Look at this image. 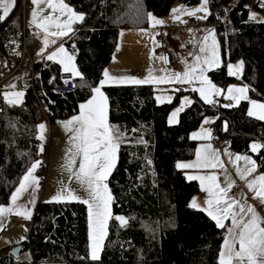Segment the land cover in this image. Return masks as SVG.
Masks as SVG:
<instances>
[{"label": "trees", "instance_id": "16d2710c", "mask_svg": "<svg viewBox=\"0 0 264 264\" xmlns=\"http://www.w3.org/2000/svg\"><path fill=\"white\" fill-rule=\"evenodd\" d=\"M84 15L70 33L66 44L77 47L75 61L83 79L74 77L76 91L55 94L42 70L40 102L30 92L21 103L3 100L0 90V206L7 204L28 168L42 149L38 123L48 117L50 125L62 116L75 113L92 88L103 78V70L116 50L119 29L143 27L150 16L162 18L176 1L197 4L199 0H65ZM225 7V17L217 21L222 65L209 71L210 79L224 88L231 83L248 85L251 98L264 101V18L250 20L249 0H213L211 7ZM210 7V8H211ZM21 11L0 28V60L4 46L20 28ZM211 14L205 23L211 22ZM203 23V22H202ZM201 23V24H202ZM1 25V22H0ZM242 63L239 76L229 75L226 65ZM64 75V74H63ZM153 84L111 85L106 87L109 122L137 123L147 144L126 141L117 154L115 168L108 177L112 216L128 220L121 227L110 219L103 241L101 259L89 255L88 209L82 202L40 201L36 205L28 239L20 257L12 246L0 248V264H217L225 236L224 228L199 207L189 204L199 192L197 180H189L177 159L194 154L197 139L191 137L206 115L214 136L231 151L251 153L264 170V148L251 151L253 143L264 144V121L248 115V99L231 103L219 95L206 103L194 91L192 103L179 113L176 123L167 117L179 102V91L172 101L158 102ZM188 92V91H187ZM231 103L232 107H223ZM225 124L227 128L225 129ZM151 161V164L148 163Z\"/></svg>", "mask_w": 264, "mask_h": 264}, {"label": "snow or ice", "instance_id": "6c2138e0", "mask_svg": "<svg viewBox=\"0 0 264 264\" xmlns=\"http://www.w3.org/2000/svg\"><path fill=\"white\" fill-rule=\"evenodd\" d=\"M16 0H0V22H3L9 15L11 9L15 6ZM31 5V21L35 27L42 29L44 33V48L41 49L39 55L43 52L49 44H56L58 39H62L69 35V32L74 31L72 25L76 21H82L84 15L76 13L65 0H30ZM209 0H201L200 6L192 11L184 12L183 9H173V12L180 11L189 17H195L199 20H205L211 15L207 5ZM51 10V14H45V7ZM260 7L264 8V0H262ZM203 12V15L197 13ZM55 14V15H52ZM61 16L64 18L61 19ZM151 17V14H149ZM255 13L250 14L249 19L254 20ZM179 19V17H175ZM155 24H163V21L151 17ZM186 23V21H183ZM191 31V30H190ZM49 37L53 39L49 40ZM211 37V44L208 43ZM199 51L203 56H195L196 63L189 65L183 73H176L174 77L161 76L159 78L152 77L151 71L149 75L143 79L136 77H109L107 71L104 72V77L114 80L118 84L131 83L135 85L146 84L152 79H157V82H175L177 84H193L196 83L199 87L193 88L192 91L198 92L200 97L209 104L217 103L209 98V94L223 95L224 99L229 101H236L238 104L241 99L247 100L245 95L250 89L247 86L243 87H229L227 90L221 89L212 84L205 73L211 70L214 66H219L220 59L217 55V42L214 36V30H209L208 36H205L201 41ZM57 57L60 59L57 61ZM49 61H57L63 65L64 72H72L75 77L83 79L81 73L76 71L72 66L73 57L67 53V50L60 44L59 47L51 52L46 57ZM159 59L165 60L164 56ZM229 75H234L231 71L232 66L229 65ZM161 72H167V69H160ZM54 79V78H53ZM67 83V81H65ZM106 84V79L99 82L100 86L92 88L94 95L86 103L79 107L81 112L78 116L71 120L64 122V127L73 133L70 137L68 149L69 162L66 166L68 169H76L71 173L73 182L83 189L87 194V198H81L76 194V189L70 187H62L57 194L52 198L56 202H71L78 201L88 206L89 212V239L90 251L88 259L92 261H99L101 259L100 252L102 251V242L107 235L108 221L115 219L120 222L121 227H126L128 220L121 216L113 217L109 206L113 200L111 191L106 183L112 170L115 168L117 161V153L119 148L126 141V135L118 126L108 123V98L101 91V88ZM14 87V86H13ZM175 91L181 89L176 88ZM22 92H16L15 97L22 96ZM7 99L8 93H4ZM160 97H157L159 100ZM169 101L171 97L168 98ZM10 104H15V100H8ZM191 103V101H186ZM252 108L248 111V115L255 116L256 119L264 121V103H257L250 101ZM223 107H232L231 103L222 105ZM182 111L177 108L169 119V123H173L177 114ZM211 121L205 118L204 123ZM42 130L45 125H39ZM227 125L225 124V129ZM133 131H136L133 129ZM205 135L207 133L205 132ZM197 133H194L192 138L196 139ZM41 139L43 137L41 136ZM140 144H147L141 138L137 141ZM251 151L257 152L258 149L264 148V144L253 143ZM197 159L191 163L178 164V168L184 169H201L210 168L215 169L222 167L215 151L202 153L199 149L196 153ZM77 157H79V164L77 165ZM243 159L245 162L244 168L237 169V173L241 178L256 172V161L249 156H236L235 160ZM39 161L33 163L26 174L22 177L16 191L10 197L14 203L20 193L28 191L31 187L26 183L32 178V173L39 165ZM151 164V161H148ZM251 165V166H249ZM189 180H200L202 185L207 181V186L203 188L210 197L205 203L208 205V215L215 221L218 228H226L227 235L224 237L223 245L219 252L218 264H264V217H260L256 209L248 205L245 207L234 198L227 199V192L231 190L234 181L230 180L229 176H225L222 187L219 178L215 173L208 175H191ZM249 190L254 191V199H259L261 204H264V173L259 174L254 180L247 184ZM34 202L33 200L29 203ZM51 202V201H48ZM194 206V204L192 205ZM17 207L24 208L25 218H30L31 213L27 210L26 205H19ZM6 208L0 206V217H3ZM7 211L12 212V208H7ZM230 220L231 226L226 225L223 221ZM23 239V238H22Z\"/></svg>", "mask_w": 264, "mask_h": 264}, {"label": "crops", "instance_id": "0c3cea01", "mask_svg": "<svg viewBox=\"0 0 264 264\" xmlns=\"http://www.w3.org/2000/svg\"><path fill=\"white\" fill-rule=\"evenodd\" d=\"M18 2V0H16ZM15 2V5H16ZM76 13H81L79 12L75 7L70 5L69 2H66ZM174 6V5H173ZM33 5H29L27 8V15H26V22L28 23V30L32 35H35L39 42H38V48L43 49L44 48V33L42 29H39L35 27L33 23H30L31 21V9ZM45 7V14H51V10L48 9L46 6ZM172 10V9H171ZM14 11V7L11 9L10 13L8 16L12 14ZM0 14H2V10H0ZM82 14V13H81ZM169 14V13H168ZM167 14V15H168ZM55 15V14H52ZM166 15V16H167ZM210 16V15H209ZM208 16V18H209ZM155 17V16H152ZM64 17L61 16V19ZM151 18V17H150ZM156 19L158 17H155ZM207 18V19H208ZM159 20V19H158ZM206 21V20H205ZM205 21L199 22L197 26H192L189 25L190 28H197V29H202L203 27H206ZM80 21H76L73 25L72 28L75 27L77 23ZM202 23V24H201ZM151 25H157L159 27L160 25L155 24L152 19H150L149 27L148 28H125L122 27L119 29V34H118V39L116 42V47L117 49L115 52L112 54L111 61L106 66L103 70V73L107 71L109 73V77H123V76H129L131 77V73L134 71H137L139 68L145 69L146 71H151V64H152V58H151V51L153 50L157 54H153V58L155 59L156 65L158 66L159 69H167L168 72L174 71L175 67L167 68L166 66H163L164 61L159 59L160 49H159V44H158V37L157 33L158 31L151 30ZM163 25V24H162ZM186 28H189L185 26ZM165 25L163 26V30L166 29ZM166 32V30H164ZM175 31V30H174ZM70 33L68 36L63 37L62 39H58L56 44H49L48 47L45 49L43 53L45 55H49L51 52L55 51L60 44H64L67 46V48H71L70 45L68 46L66 44V41L69 40ZM167 34V33H166ZM53 39L52 37H49V40ZM219 41V39H218ZM169 44L174 49V52H176V55H180L182 53L183 49L181 48L182 44L179 42H170V37H169ZM221 48V44H220ZM71 50H73L71 48ZM74 51V50H73ZM76 52V51H74ZM221 55V52H220ZM58 58V57H57ZM178 58V57H177ZM223 60V57H222ZM57 65V69L59 71L61 70L60 63L57 61H53ZM178 62V59H177ZM224 62V61H222ZM1 60H0V69H1ZM176 66V64H175ZM229 65H226V68ZM229 72V70H228ZM69 75V74H68ZM71 75V74H70ZM73 76V75H72ZM239 76V75H237ZM75 77V76H74ZM106 79V84L101 88V91L105 94L107 97V92H106V87L113 85H124V84H118L112 79L105 78L103 75V78L101 80ZM100 80V81H101ZM99 81V82H100ZM212 81V80H211ZM127 85H135L131 83H126ZM146 84H152L151 82L146 83ZM154 85V84H153ZM97 86H100L99 83ZM95 86V87H97ZM243 87L248 85H243V84H235L231 83L230 85H227L226 88H223L224 90H227L229 87ZM16 92H20L19 90H6L4 89L2 94H3V100H15V104L21 103L24 99V95H22L21 99L14 97ZM4 93H8L7 99L4 96ZM197 93V92H196ZM94 93H91V95L84 99L83 102L79 104V106L83 103H86L89 99L92 98ZM245 95L248 97V100L250 101L252 98L250 97V94L248 92L245 93ZM215 96V95H214ZM108 98V97H107ZM219 98L218 96H215V99ZM18 99L20 101H18ZM245 100L241 99L240 101ZM158 101V100H157ZM248 101V102H249ZM159 102V101H158ZM231 103H235L236 101H231ZM108 106H109V100H108ZM81 112L80 107H77V111L71 114H68L67 116H61L57 122L53 123L52 125L48 124V118L45 116L38 125L46 120L47 126V132L45 133V136H43V139L38 135L40 138V141L42 143V148H46V146L50 145V148L48 150V156H49V162H48V173L45 179H41L40 177L37 176L36 170L32 173V176L35 178V181L30 178V180L26 183L30 184L31 187L28 188V191H24L20 193L18 199L13 203L11 199H9L7 204L2 205L3 207L6 208V211L3 214V217H0V248L5 247V246H16L19 244L23 243V240L28 239V234L29 230H31L32 226V217H34L35 214V208L38 202L40 201H54L52 198L57 194V192L62 188V187H70L76 189V194L79 195L81 198H87V194L84 192L83 189L79 188L78 185H76L73 182V179L71 177V173L76 171V169H68L66 170V166L68 165L69 162V152L68 149L70 147L69 140L70 137L73 135V133L69 130H66L64 127V122L71 120L73 117L78 116ZM214 119V118H213ZM167 120L169 122V119L167 117ZM176 117L174 119L175 123ZM108 123L111 125L118 126L120 130L125 133L126 135V141H138L141 138H143L142 134V126L137 123H128V122H109V113H108ZM52 129V135H51V144L48 142V136L50 135V129ZM200 128V127H199ZM194 129L193 132L191 133V137L193 136L194 133H197V143L195 144L194 148V154L189 157V158H183L181 157L180 159H177L176 164H182V163H191L196 161L197 156V150L199 149L202 153L208 152L211 153L213 151L216 152L217 157L222 164V167H217L215 169H210V168H201V169H184V174L188 178L191 175H208L215 173L218 178L219 182L222 187H225L224 184V178L225 176H229L231 181H234V184L238 182L241 185L240 190H238L236 196L230 197L227 199H235L236 201H239L241 204H243L245 207L248 205L253 206L256 209V212L260 217H264V204H261L259 199H254L255 192L251 191L248 189L247 184L251 182L252 180L255 179L256 176H258L261 173H264V170L262 172H259L256 170V172L246 175L244 178H241L238 173L237 169L240 168L241 170L245 166V162L243 159L236 161L235 157L236 156H247L248 154L246 153H239L237 151H231L225 143L222 142V139L217 138L212 134L210 124L207 126L206 129L200 130V129ZM135 129L136 131H133ZM205 132L207 135H205ZM144 140V139H143ZM125 141V142H126ZM118 154V153H117ZM254 158V157H253ZM77 159V165L79 164V157ZM255 160V159H252ZM36 162V161H35ZM33 162V163H35ZM251 166V165H249ZM31 168V166L29 167ZM28 168V169H29ZM256 168H258V163L256 161ZM27 169V170H28ZM181 169V168H180ZM113 171V170H112ZM112 173V172H111ZM26 174V173H25ZM24 174V175H25ZM22 175L20 177V180L18 182L17 187L19 186V183L24 176ZM44 180V181H42ZM108 181V179H107ZM199 184V192H197L193 197H191L189 204L193 205V207H199V209L204 210L206 213H208V205L205 203L206 200H208L210 197L208 196L207 192L203 190L204 187L207 186V181L204 182L202 185L200 180H197ZM109 184V182H108ZM45 186V188H43ZM110 186V185H109ZM17 187L15 190L11 192V195L9 198L12 196V194L16 191ZM233 187V186H232ZM112 195V194H111ZM34 197V202L29 203V201L33 200ZM19 205H26L27 210L31 213L30 218H25L24 216V208L17 207ZM7 208H12L13 211L9 212L7 211ZM88 221H89V212H88ZM226 225L231 226V221L230 220H225L223 221ZM225 230V236L227 235V230ZM224 236V237H225ZM23 238V239H22ZM224 241V238H223ZM222 241V243H223ZM223 245V244H222ZM220 252V250H219ZM23 253V252H21ZM20 253V255H21ZM101 253V252H100ZM20 255L18 257H20ZM17 258V257H15ZM40 264H67V263H40ZM218 264V263H217Z\"/></svg>", "mask_w": 264, "mask_h": 264}, {"label": "built area", "instance_id": "2783aa9c", "mask_svg": "<svg viewBox=\"0 0 264 264\" xmlns=\"http://www.w3.org/2000/svg\"><path fill=\"white\" fill-rule=\"evenodd\" d=\"M213 0H209V5L211 7ZM262 0H249V6L251 14L255 13L256 17L259 19L264 18V8L260 7ZM30 5V0H20L19 9L21 11L20 23L21 26L16 31L13 32L12 36L14 39L11 42H8L4 46V56L1 60V69H0V90L3 92L6 90H19L23 93L24 97L29 95L30 92L34 93V97L37 101L43 106V103L40 102V96L42 89L40 84L43 81L42 70L46 69L49 75L48 85L50 89L53 90L55 94L65 95L71 92L76 91V84L74 76L72 75H63L57 69V65L53 61L46 59L45 53L39 55L40 49L38 48V38L35 35H32L28 30V23L26 22L27 8ZM225 7H215L214 9L210 8V13L214 15V18L211 22L205 23L206 26L209 25L216 29L217 21L225 17ZM198 21H191L189 25L197 26ZM164 25L158 27L160 35L158 37L159 49L161 50V56H164L166 59L163 60V66L167 68L174 67L177 62V57L175 56L174 49L169 44L170 35L166 34L163 30ZM70 47L76 51L77 47L74 43L70 44ZM54 78V79H53ZM67 81V83H65ZM14 86V87H13ZM49 123V122H48ZM50 129V125H49ZM51 135L52 129H50V135L48 136V142L51 144ZM50 145L46 148H42L38 153V157L35 160L39 161L37 166L36 173L37 176L41 179H45L48 173V150ZM44 181V180H42ZM241 185L236 182L235 185L227 192V197L236 196L238 190H240Z\"/></svg>", "mask_w": 264, "mask_h": 264}, {"label": "rangeland", "instance_id": "374dc122", "mask_svg": "<svg viewBox=\"0 0 264 264\" xmlns=\"http://www.w3.org/2000/svg\"><path fill=\"white\" fill-rule=\"evenodd\" d=\"M200 3H201V0H199V3L194 4V5H192V4L186 5V4H183V3H180L178 1H176L174 6L172 7V10L169 11V14L167 16L164 15V16H162V18H159V17L157 18V19L163 21V25H165V27H167L164 30H166V33L168 35H170V42H174V43L179 42V43H181L182 44L181 48L183 49L182 50L183 52L180 53V55L177 54V56H176V57H178L177 58L178 62H176V66H174L175 67L174 71H172V72H168V71L167 72H161L160 69L158 68V66L156 65L155 59L153 58V55H152V52H153V54H157V53L152 50L151 51V58H152L151 74H152V77H154V78H159L161 76L174 77L176 73H183L189 65L195 64L196 63L195 56H197V55L203 56L204 55L203 53H201L199 51V48L201 46V41L203 40V38L205 36H208L209 30H214V36H215V40L217 42V55H218V57L220 59V64L219 65L220 66L222 65V61L223 60H222V55H220V42L218 41L217 31L213 27H211L209 25H207V26L205 25L206 27H209V28L203 27L202 29L190 28L189 27V22H191V21L195 20V21H198V23H199V22H202V21H205V20L207 21V19L199 20V19H196L195 17H189L187 15H184L180 11H177L175 13L173 12V9H177V10L183 9L184 12L192 11L193 9L199 7ZM207 7L210 10V5L209 4L207 5ZM17 9H18V11L20 10L19 7ZM203 14H204L203 12L197 13L198 16L199 15H203ZM175 17H179V19H176ZM183 21H186V23L183 22ZM158 25H162V24H158ZM185 26H187L189 28H186ZM148 27H149V23H148V25L140 27V28H148ZM151 30L152 31H154V30L158 31L157 25H153V26L151 25ZM158 35H160V31H158L157 37H158ZM208 43L211 44V37H209ZM63 46L67 50V53L73 57L72 66L75 68L76 71H78V68H77L78 66H77V63L75 61V54H74L75 52L73 50H71V48H67V46H65L64 44H63ZM116 49H117V47H116ZM158 55H159V57L161 56L160 54H158ZM175 55H176V52H175ZM59 59H60V57L57 58V61ZM60 65L62 66V67H60L61 68V70H60L61 74H64V75H68L69 74V76H70V74L73 75L72 72H64L63 71V65L62 64H60ZM228 65L232 66L231 71L234 73L235 76L241 75L243 68H242V63L240 61H237V62L233 61L231 63H228ZM214 68H217V66H214L212 69H214ZM227 68L229 70V67H227ZM209 71H207L205 73V75L211 81L210 76H209L210 75ZM149 72L150 71H146L145 69H142V68L140 69L139 68L137 71H134L133 73H131V77H136V78H139V79H143V78H145L146 76L149 75ZM151 83L155 85L156 90H157L155 92V98L157 100V97H160V99L158 101L161 102V103H163L165 101L169 102V99H168L169 97H171L170 101H172L175 98V95L178 92V91H175L174 89H176V88L181 89L179 91V94H178L179 102H178V104H176L175 106H173L171 108V110H170L171 112L168 115V119H170L171 114L177 108H181L182 107V109H183L186 105L190 104V103H187L186 101H191V103H192L193 97H191L189 91H191L193 88L199 87V85L196 84V83H193V84H184V83L177 84L175 82H168L167 80H165L164 82H157V79H152ZM211 83L216 85L217 87H219L221 89L224 88L219 83L217 84V83H215L213 81H211ZM197 94H198V96H200L198 92H197ZM215 96H217V95H215ZM215 96L212 95L211 93L209 94V98L210 99L215 100ZM21 98L22 97L20 96V99ZM18 101H20V100L18 99ZM250 101H256L257 103H264V101H262V99H256V98H252ZM250 101L248 102L249 110L252 108V105H251ZM179 113L176 116V120L179 117ZM205 118H207L210 121L213 120V118L210 117L209 115H206ZM205 118L203 119L202 125L199 128L200 130L206 129L207 126L209 124H211V123H204ZM41 124L45 125V128L42 129V130L39 128V125H41ZM172 124H174V123H172ZM39 125H38L39 134H40L39 136L43 137V136H45V133L47 132L46 120L42 121ZM222 142L224 143L223 140H222ZM247 156L251 157V159H254L253 156L251 155V153H248ZM106 183L108 184V181H106ZM108 187H110L109 184H108ZM43 188H45V186ZM84 205L88 209V206L86 204H84ZM109 209H110V212L112 214L111 204L109 206ZM109 222L110 221H108V226H109ZM88 235H89V230H88ZM106 237H107V235H106ZM90 243H91V241L89 242V248H90ZM102 245H103V242H102Z\"/></svg>", "mask_w": 264, "mask_h": 264}, {"label": "water", "instance_id": "95a60500", "mask_svg": "<svg viewBox=\"0 0 264 264\" xmlns=\"http://www.w3.org/2000/svg\"><path fill=\"white\" fill-rule=\"evenodd\" d=\"M20 0H18V2H16V5L14 6V11L12 12V14L10 16H8L3 22H1L0 28L2 25L6 24V22H8L15 14V12H17V8H18V4H19ZM24 246L22 245H16L14 247L11 248L12 254L14 257H18L20 255L21 252H23Z\"/></svg>", "mask_w": 264, "mask_h": 264}]
</instances>
